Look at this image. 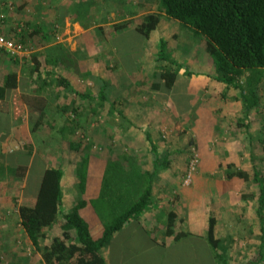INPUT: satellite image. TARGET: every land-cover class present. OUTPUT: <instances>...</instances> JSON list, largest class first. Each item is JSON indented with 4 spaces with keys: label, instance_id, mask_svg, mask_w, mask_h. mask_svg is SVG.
I'll return each instance as SVG.
<instances>
[{
    "label": "rangeland",
    "instance_id": "obj_1",
    "mask_svg": "<svg viewBox=\"0 0 264 264\" xmlns=\"http://www.w3.org/2000/svg\"><path fill=\"white\" fill-rule=\"evenodd\" d=\"M30 1L31 0H0V12L4 11L7 16L1 32L6 35H16L21 42L27 45L30 52L28 56L21 60H13L7 54L0 51V84H2L3 78L7 73L16 72L13 70L22 72L20 78L21 89H19L22 93L19 95V91H15L18 95V97L17 95L16 97L19 98V100L22 99V101L26 103L29 101L31 106H29L26 111V107L19 105L22 109L17 108L16 111L19 112L20 116L27 112L30 113L31 109L32 112H38L40 109L45 108L46 102L48 101L45 97L48 91H35V89H38L37 87L43 83L42 80L32 78L34 68L32 58L36 56V54L38 55L36 50L44 46V41L38 34L31 36L33 25L34 28L39 29L40 34H42V28L47 25L46 17L42 14V9L44 7H42V4L46 0ZM90 1L91 0H79L76 2V4H78L76 16L80 23H82V21L91 22V8L92 10H97V14H95V16L93 14V21L99 23L100 27H98V30L101 37L106 36L105 31H107V29H104V26L101 25L113 22L114 16L116 20H123L115 26L121 25L126 21L138 25L142 21L143 17H140V15L137 14L138 12H132L136 10V6L134 5H128L127 10L129 12L121 14L114 11L113 3L117 0H92L93 6H90ZM129 1L133 3L137 0ZM39 2H41V4ZM95 2L96 5L94 4ZM147 4L148 10L160 12L162 15L161 25H159L158 30L152 36L153 39L151 43L148 44H151L154 48L153 44L157 42V48H160L161 42H166L165 51L167 52V57L170 61L175 63L174 68L178 69L180 77L178 76L179 78H177L173 91L171 90L170 92L167 89L168 91L163 93L162 97L164 99L159 101L161 106H158V108L156 107V111L154 114L152 113L153 115L148 119L149 125H147L145 131L143 130L141 133L144 137H146V133H151L161 154L173 151L174 153L178 152V154H180L177 158H182V156L185 158L184 163L178 162V166L180 169H183V173L175 172V175L176 173L178 175L173 176L174 178L176 177L178 181H181V186L184 185V177L189 161L194 156H198L199 164L194 173L193 181L190 186H184L186 190L190 192L188 194L189 196L205 198L212 196V202H215L217 199V203L222 202L220 205V214L215 208V213L210 214L218 218L221 217L222 226L220 235L218 236L224 239V242L228 246L229 264H264V244L263 247H261V224L255 213V185L251 181L228 180L225 176V170L217 166V162L226 164L227 162L236 160V168L244 169L252 176L254 172L253 166L255 165L262 170L264 175V77L263 85L260 90L261 105L255 111H252L251 114L247 113L251 115V120L248 117L246 121L251 132L249 133L252 134L250 135L252 139L249 140L246 135H243L244 128L236 126L235 121L232 124H228L227 121L221 119L224 102H222V97H220V94H223L220 93L219 89L216 87L211 94L205 93L202 90L204 87L201 85V80L203 79L200 77L201 74L204 72L205 78L214 79L215 76L212 58L206 51L207 39L201 35H195L193 30L189 27L167 17L160 9L159 3L156 0H147ZM131 8H133L131 10L132 13H130ZM139 9L142 10V8ZM129 15L137 16L127 20L126 18ZM42 16L44 21L41 19ZM168 22L176 23V25L173 26L168 24ZM19 29H21V31L18 32ZM174 35H177V37L174 38ZM50 36V40L54 43L62 39L57 33L50 34ZM134 36L133 33L126 32L123 37H117L114 45L117 47V52L119 54L124 51V48L129 49L134 47V43H127L130 42L131 38ZM171 48H174L173 52H168ZM123 54L124 53H122V55ZM146 56L148 57V54ZM142 59V57H138L137 68L140 70H144L142 68L144 66ZM45 62L46 61L42 59V70L48 69V64ZM130 64L131 62L127 64L125 62L126 69H129L132 73H136V71L130 69ZM166 65L168 66V62L160 60L157 69L159 70ZM185 69L193 72V75L184 77L183 71ZM29 72L31 73L30 76L27 75ZM146 73L149 77L143 76L145 75L144 71H138L134 81L138 85L146 87L153 81L147 70ZM74 78L79 89L83 90V92L86 90L87 93L91 94L90 102L94 106V104L97 103L95 101L97 98L95 92L92 93L93 90L87 82L84 80L77 81V78ZM157 79L160 81L159 78ZM186 85H188V88H186ZM187 90H190L191 93L188 91V94H186ZM12 91L9 92V94H11L7 97V100H13L14 94ZM29 95H33V99H28ZM119 95L123 94L117 92L115 98L117 99ZM148 95L149 93L147 92L141 93V97L147 100H149ZM166 98H169L168 103H166ZM69 99L70 96H67L65 101H69ZM76 102L78 104H75V107L78 109L81 107V111H79L77 117H84L82 122L85 123L83 126L80 125L81 130L76 136H78L81 141L88 143L87 148L88 146L91 147L90 152L93 151V154L99 157H101V155H107L108 148L106 149V146H93L90 139L84 136L86 135V128L91 127V124L86 126V122H88V120L95 122L94 117H97V122L100 123L103 121L102 125L106 131L115 135L114 141L110 139L111 148L122 150V154H129L128 148L123 146L120 136L122 131L127 128V125L129 128L131 127L127 119L124 120L117 115V117L111 120L106 117L109 119L108 121V119H103L107 114L105 109H101L100 107L96 109L92 108L89 100L81 101L80 99H76ZM115 102L119 106L120 101L119 103L118 101ZM207 102L211 109L206 110V113L204 109L208 108ZM191 103L193 105H191ZM111 104L110 102L109 105L111 106ZM173 106L176 110L173 109ZM0 108V112H2L3 108ZM5 109H7V106ZM94 110L97 111L98 115ZM72 113V111H68L67 113V115L70 116L68 121L69 124L72 123L71 120L74 118V113ZM244 113L246 114L245 111H243V115H245ZM38 115L39 114L36 113L34 117L29 119L30 132L32 122ZM46 122L45 120L42 125ZM209 123L213 126L211 135L207 128ZM47 127L48 126L41 128L42 132L44 130L47 131ZM8 129L9 127L6 128V130ZM41 134L39 133L37 135L39 138L37 136L33 138V134H30V136L25 135L22 139H19L17 137L18 135H13L9 139L0 141V179H4L8 183L6 195L0 197V264H43L39 254L34 251L30 240L20 224L17 210L18 205H30L32 203L33 198H30L31 195L28 189L32 184V176H35L33 175L34 172H32V168L30 169L32 154L34 153L36 157L34 169L37 171L42 168V163L45 164L49 159L46 151L51 144L49 140L43 141L40 138ZM190 138L194 140V146L189 144ZM145 150L144 153L141 154V158H137L138 160L135 162L137 166L142 165L144 168H149L151 167L154 157L148 145H146ZM252 159L254 162H252ZM208 166H211V170L205 169V167ZM168 172V175L171 176V172ZM96 176L97 174L93 173L94 180L97 179ZM35 177H37V175ZM197 178H201L200 182H203V179L204 182H210L211 191L205 194H202V191L198 195L193 194ZM156 180L155 190H157L158 193L166 194L163 198L166 199L167 195H169V199H172L170 202L173 203L180 200V196L173 189H168L162 184H159L160 179L156 178ZM161 187L165 188L163 189L164 191H160ZM224 202L227 204L226 208L223 207ZM127 231V233L124 232L118 235L114 242L105 249V254L108 255V258L110 256L111 264H158L156 262L158 254L154 252L155 250H145L141 254V257L138 256V258H132V260L126 262L125 257L128 258L129 254L123 252L125 251L123 248L124 245L128 243L141 246L151 245V234L145 235L143 233L131 235L129 230ZM52 232H54V229L52 231L49 229L47 234L53 235ZM187 249L189 248L181 250V254L179 255L175 253L174 259H178V261H172L170 264H216L213 260V256L208 255L207 247L204 254L201 252L200 248L199 250L195 248L194 254L188 252ZM202 254L205 261H203ZM121 256H124L123 261L120 260Z\"/></svg>",
    "mask_w": 264,
    "mask_h": 264
},
{
    "label": "crops",
    "instance_id": "obj_2",
    "mask_svg": "<svg viewBox=\"0 0 264 264\" xmlns=\"http://www.w3.org/2000/svg\"><path fill=\"white\" fill-rule=\"evenodd\" d=\"M34 1L35 0H31L30 2H34ZM77 1L79 0L44 1L42 4V7L44 6L42 9L43 12L42 14L46 17L47 25L46 27L43 28L41 27L42 34L39 33L38 28H34V25L31 30L32 31L31 36L38 34L41 37V39L44 41V46L36 50V52L38 53V61L40 62L41 67L43 66L41 63L42 59H44V61H46L45 63L48 64L47 65L48 69L43 70L44 72L43 76H45L48 79L47 80L48 85H46L43 90L44 92L48 91L47 94H45V97L48 99V101L46 102L45 108H42L44 111L47 112V116L44 119V121L46 120L47 122L41 127H39L38 130L35 132V134L37 135L39 133L41 134L42 132L41 128L43 127L45 128V126H48L47 131L44 130L40 135V138L42 140H49V142L55 140L58 142L56 143L58 145L56 147L50 146L48 148L46 152L48 153L49 159L48 161L45 162V164L42 163V168H40L38 171L34 169V165L36 164L35 162L36 157L34 153L32 154L30 161V169L32 168V172H34L33 175L35 176L37 175V177L36 179L32 180V184L28 188L31 195L30 198H33L32 203L30 205H33L35 203V199L39 188V184L37 183V181L39 176L42 175L43 171L49 167L60 168L64 172V176L62 179V191L64 197L62 210H64L65 213L71 208L74 202V198L77 195L76 187H77L78 179H77L76 170L78 165L81 163L82 159L84 157H89L90 159L88 183H89V189H92V188H97L96 181H99L102 178L108 166V161L109 160L117 161L118 159L115 158H118L117 156H121L123 152L122 150H116L115 148L114 149L111 148L110 139H113L114 141L115 135H112L113 133H108L102 125L103 121H101L100 123L97 122V117H94L95 122L91 120H88V122H86L87 124L86 126H89V124H91V127L86 128L85 131L86 135L84 136H86L87 139H90L93 146H99V145L106 146V149L108 148L107 155L106 156L101 155V157L95 156L93 154V151H91L90 153L92 154H90L89 151L87 150L88 143L84 141L83 144H80L81 147L78 146L80 148L78 151L70 147L68 141H74V142L78 141V143L79 141H81L80 138L76 136V134L81 130L80 125L83 126L85 123L82 122V119L80 117L79 118L76 117L74 123L71 124L68 123V119H67L68 115L67 113L62 111V109L65 108L69 110L72 108L73 105L75 107V104L77 105L78 103L72 98L73 96L70 91L64 90L63 87L57 86L55 78L59 75L67 78L71 83V85L80 93H87V91L85 90L83 92V90L78 88V86L75 83L74 77L77 78V81L84 80L85 82H87V84H89L90 88H92L93 90L92 93L95 92V95L97 97L95 100L97 103H95L94 106L89 101L91 104L90 106H92V108L94 109L98 107H100L101 109H105L107 112V114L103 117V119L105 120L108 118L110 120L114 119V117H117V115L120 116L117 112L115 111L112 112L111 106L109 105L110 102L114 103L115 101H118L119 103L120 101L119 106L117 105V109L119 111H122L126 119L131 124H133L131 126L132 128L131 127L129 128V126L127 125V128L124 131H122L120 135L121 141L123 143V146L125 148H128L129 155L135 157L136 161L139 158H141L142 156L141 154L144 153L146 145L149 146L146 137H144L141 132L143 130L145 131V127L149 125L148 119H150V117L154 114L158 106H161L159 101L164 99L162 97L163 93L168 91L165 88L163 81L161 80L158 81V79L154 77L158 71L157 69L159 64L158 54L160 48H157L156 45L157 42L153 44L154 48L152 47L151 44H148L151 43L153 39L152 36L156 33L159 26L157 30L153 34H151L150 37L146 38L136 31L135 24L128 25L126 28L120 30L116 29L115 25L117 23L122 22L123 20H116L114 16L113 22H110L109 24L106 25L104 24L101 25L104 26V29H107V31H105L106 36L101 37L99 35V30H98V27H100V25L98 22L93 21L94 18L93 14L95 16V14H97V10L94 9L92 10L91 8L90 10L91 12L90 18H92L91 22L82 21V23H80V21L76 16L77 7H78V4H76ZM39 3L41 4V2ZM92 3L93 2L91 0L90 6H93ZM94 4L96 5V2ZM128 5L136 6V10L132 12H138L137 14H139L140 17L141 16L144 17L146 14L153 13L152 10H148L147 8L148 7L147 0H137L133 3H130L129 0H124V1L117 0L115 1V3H113L114 11L117 13L126 14L127 12H129L127 10ZM139 8H142V10ZM132 9L133 8L130 9V13H132L131 12ZM135 16L137 15L134 16L129 15L126 19L130 20ZM41 19L42 21H44L43 16L41 17ZM168 24H171L173 26L176 25V23L174 24L172 22H168ZM126 32H131L135 35L134 37L131 38L130 42H127L130 44L134 43V47H131L129 49L124 48V51H122V53L124 54L122 55V53L119 54L117 52V47L114 44L116 42L117 37H123V35H125ZM53 33L59 34L62 39H60V41L55 43L52 42V40H50L51 39L50 34ZM8 36H12V34ZM176 37L177 35H174V38ZM173 50L174 48H171L168 50V52L170 51L173 52ZM147 54L148 57L146 56ZM138 57L143 58L142 60L144 62V66L142 68L144 70H140L137 68ZM125 62L126 64L128 62H131L129 67L131 70L136 71V73L138 71L139 72L144 71L145 72V75H143L144 77H149L148 74L146 73L147 70L148 73H150L151 75L150 78L153 79V81H151L149 85H147L146 87H143V85H138L134 81L135 77H137L136 73H132V71L126 69L127 67L125 66ZM13 71H16V73L19 76V87L12 91V93L14 94V98H13L14 101L11 99L7 100V97L11 94L8 93L4 101L6 102L7 109H5L6 106L4 105L2 106L3 111L0 112V141L9 139L13 135H18L17 137L19 139H22L23 137H25V135L30 136V134H33L32 130L31 132L29 131V119L31 118L30 113L27 112L26 114L24 113L20 116L19 112L16 111L17 108H21L19 107V105L22 107H26L25 108L26 111L27 108L31 105L29 101L26 103L22 101V99L19 100V98H17L18 95L15 91H19V89H21L20 78L22 72L18 70H13ZM27 75L30 76L31 73L29 72V74ZM204 76L205 73L203 72L200 77L203 78L201 80L202 81L201 85H203L205 90L203 88L202 90L205 93L211 94V92L217 87L220 93L225 95V97H223V95L220 94V97H222V102H224V109L222 110L221 113V119L227 121L228 124L229 123L232 124L234 121L235 123H237L238 120H242V119L245 120L244 121L245 123L248 117L250 119L251 115L248 114L249 113L251 114L252 111H255L257 108L251 109L249 112H247L248 114L246 113L247 115L245 113H244L245 115H243V111H245V107H244V101H242L240 97L239 90H235L233 88H227L226 85L216 81L215 79L205 78ZM184 77L187 76L184 75ZM154 83L159 84L158 89H154V85H153ZM186 86H187L186 88H188V85ZM102 88L105 89V93L107 94V99H106L107 101L104 102L100 101L98 97V93ZM173 89L174 88L169 89V91L171 92V90L173 91ZM188 91L190 92V90H187L186 94H188ZM117 92L123 95H119V97L116 99L115 95ZM143 92L149 93L148 95L149 100L141 97V93ZM21 93L22 92L19 91L18 94L20 95ZM67 96H70L69 101H65ZM32 97L34 96L29 95L28 99L30 98L33 99ZM169 98L165 99L167 100L166 103L169 102ZM73 102L75 104L72 105ZM191 105L193 104L191 103ZM207 106L208 108L204 109V112L206 113H207L206 110L211 109L208 102H207ZM79 109H80L79 111H81V107ZM173 109H175L174 106ZM94 111L96 112V110ZM75 124L78 125L77 128L73 126ZM8 127L9 129L6 130V128ZM71 127H73V129ZM207 128H208V132H210L211 135V133L213 132L212 124L209 123ZM31 129H32V125H31ZM64 132H66L65 135ZM249 132H250L249 129H248V133L244 129L243 135H246L251 140L252 137L250 135L252 134H250L251 132L250 133ZM35 134H33L32 136L33 138ZM54 136H56V138ZM152 139L155 141L153 137ZM84 146H86V148ZM86 154L88 155L86 156ZM182 158H177V154H172L171 155L172 161L169 169L160 171L156 177L160 179L159 184H162L164 187H167L168 189H173L180 196V200L174 203L170 202V200L172 201V199H169V195H167L165 199L163 197L166 194L158 193L157 190H155L154 188L155 198L151 206V209L145 212L139 221H131L127 223L122 230L116 232L112 237L109 245H111L114 242V240L118 237V235L124 232L127 233L128 232L127 230H129L131 235H138L143 233L145 235L151 234L150 246L148 245L141 246L131 243L130 244L128 243L127 245L123 246V248L125 249V251L123 252L129 254L128 255L129 259L125 257L126 262H128V260H132V258H138V256L141 257V254L145 250H155L154 252L158 254L156 258V262L158 264H170L172 261L175 262L178 261V259H174V254L176 253L179 255L181 254L180 253L181 250H184L186 248H189L187 249L188 252L193 254L195 252V248L198 250L200 248L201 252L204 254L207 247L208 250L207 253L208 255H211L210 246L208 245L205 239L207 222H208L209 214L215 213L214 208L220 214L221 211L220 205L222 202L217 203L216 201L218 199L215 200V202H212L213 201L212 196H210L209 198H205V197H196V196L188 195L190 192L186 190L184 185L181 186V181L180 180L178 181L176 177L175 178L173 177V176H177L178 175L177 173H183V169H180L178 166V162L179 163L185 162L184 161L185 158L183 156ZM232 162L236 163V160ZM228 163L231 162H227L226 164L222 163V164L226 166ZM219 164L220 162H217V166H219ZM205 169L211 170V166L205 167ZM144 171L151 172L152 165L149 168L148 167L144 168ZM168 171L171 172V176L168 175L169 173ZM175 172H177L176 175ZM93 173L97 174L96 176L97 179L95 180L93 177ZM200 179L201 178H197L195 182V186H194L195 191L193 193L195 195H198L201 191L202 194L211 191L210 188L211 183L208 181L204 182V179L203 182H200ZM231 180L240 181L241 179L233 178ZM156 181L157 180L155 179V182ZM164 187H161L160 191H164L163 190L165 189ZM92 193L94 194V192ZM226 206L227 204L224 202L223 207L226 208ZM170 212L176 213L178 217L177 221L175 222L174 225L175 227L173 228V230L174 231L176 230L175 232L178 231L190 232L194 236L184 237L179 241H175L174 236H167L165 233L166 232L165 226L167 222L166 220L167 215ZM214 217L217 219V223L215 226L216 227L215 233L216 236H218L220 235L221 232L220 230L222 226V220L221 217L218 218L215 215ZM56 227L57 225L54 227V232H52L54 236L58 235L60 232V225L57 228ZM102 253L106 260V264H111L110 256L108 258V255L105 254V251H103ZM120 260L123 261L124 256H121ZM203 261H205L204 257H203Z\"/></svg>",
    "mask_w": 264,
    "mask_h": 264
},
{
    "label": "trees",
    "instance_id": "obj_3",
    "mask_svg": "<svg viewBox=\"0 0 264 264\" xmlns=\"http://www.w3.org/2000/svg\"><path fill=\"white\" fill-rule=\"evenodd\" d=\"M156 1L167 17L189 27L195 35H201L207 39L206 51L213 61L214 79L226 85L227 88L239 90L246 113L251 109L258 108L261 104L260 90L264 77V0ZM161 19L160 12L146 14L142 21L135 25V29L139 34L148 38L157 30ZM128 25L131 23L125 22L115 28L120 30ZM22 43L26 45L24 42ZM165 50L166 42L162 41L158 60L168 62V66L159 69L154 77L163 81L165 88L169 90L174 87L179 73L178 69L174 68L175 63L168 59ZM32 59L34 63L32 78L40 79L43 82L35 91H43L44 87L48 85V79L43 76L44 72L38 61V55L33 56ZM183 74L190 77L193 72L185 69ZM56 84L63 87L64 90L70 91L75 101L76 98L81 101L91 100L89 93L78 92L69 80L61 75L56 77ZM153 85L154 89L159 88L158 83ZM18 87V74L16 72L7 73L0 85V107L6 105L4 101L8 93ZM98 97L102 102L107 101L104 88L99 91ZM73 104L75 103L73 102ZM67 110L62 109L65 113L68 111L74 113L75 116L73 115L74 118L71 120L74 123L80 109L73 105L71 109ZM111 110H117L120 117L126 120L123 112L117 109L116 102L111 104ZM36 113L39 115L32 122L33 134L42 126L47 116V112L43 109L38 112H32L31 109L30 117H34ZM69 117L68 115V121ZM83 118L81 117V119ZM244 121V119L238 120L236 125L239 128H244L248 133L249 125ZM129 125L133 124L129 123ZM73 126L78 127L76 124ZM71 128L73 129V127ZM65 134L66 132H64ZM54 137L56 138V136ZM146 139L154 157L151 163L152 171H144L142 165L137 166L135 157L124 153L118 157L117 161H108L102 178L96 181L97 188L89 189L90 159L84 157L76 170L77 195L73 205L66 213L62 210L64 200L63 170L49 167L43 171L37 181L39 188L35 203L17 206L20 224L43 264H106L102 252L105 251L114 234L122 230L127 223L139 221L142 215L151 209L155 198V179L158 173L161 170L169 169L172 154L180 155L173 151L161 154L150 133H146ZM68 142L70 147L77 151L80 149L78 146L81 147L80 144H83V141ZM56 143L58 142L52 140L50 146L56 147L58 145ZM189 144L194 146L192 138H190ZM84 147L86 148V146ZM90 149L91 147L88 146L89 152ZM252 162H254L253 159ZM219 167L225 170L228 180L238 178L244 182L254 183L257 206L255 213L261 224V247H263L264 175L262 170L254 165V172L251 176L248 171L236 168L233 162L226 166L220 163ZM32 177V180L36 179L35 176ZM7 186L8 183L4 179H0V197L6 195ZM177 219L174 212L167 215L166 235L174 236L175 241L194 236L190 232H175L176 230L174 231L173 228ZM216 223L217 219L213 214H210L205 239L210 246L214 262L229 264L228 246L224 239L216 236ZM56 225H60L59 234L48 235L47 231L49 229L52 231Z\"/></svg>",
    "mask_w": 264,
    "mask_h": 264
},
{
    "label": "built area",
    "instance_id": "obj_4",
    "mask_svg": "<svg viewBox=\"0 0 264 264\" xmlns=\"http://www.w3.org/2000/svg\"><path fill=\"white\" fill-rule=\"evenodd\" d=\"M7 16L4 11L0 12V51L7 54L13 60H21L22 58L29 55V50L27 45H24L15 35L8 36L1 32ZM21 29L18 30V32ZM199 158L194 156L187 166V171L184 177V185L190 186L193 181L194 173L198 167Z\"/></svg>",
    "mask_w": 264,
    "mask_h": 264
}]
</instances>
